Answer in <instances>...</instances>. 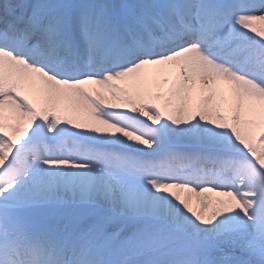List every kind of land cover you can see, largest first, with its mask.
Returning <instances> with one entry per match:
<instances>
[{
	"label": "snow or ice",
	"instance_id": "snow-or-ice-1",
	"mask_svg": "<svg viewBox=\"0 0 264 264\" xmlns=\"http://www.w3.org/2000/svg\"><path fill=\"white\" fill-rule=\"evenodd\" d=\"M0 264H264V0H0Z\"/></svg>",
	"mask_w": 264,
	"mask_h": 264
}]
</instances>
